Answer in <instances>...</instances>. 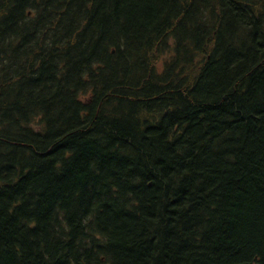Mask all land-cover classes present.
<instances>
[{
	"label": "trees",
	"instance_id": "1",
	"mask_svg": "<svg viewBox=\"0 0 264 264\" xmlns=\"http://www.w3.org/2000/svg\"><path fill=\"white\" fill-rule=\"evenodd\" d=\"M242 1L0 0V264H264V0ZM235 106L230 127L218 111Z\"/></svg>",
	"mask_w": 264,
	"mask_h": 264
},
{
	"label": "bare ground",
	"instance_id": "2",
	"mask_svg": "<svg viewBox=\"0 0 264 264\" xmlns=\"http://www.w3.org/2000/svg\"><path fill=\"white\" fill-rule=\"evenodd\" d=\"M176 1H177V0H176ZM208 1H209V0H208ZM224 1H225V0H224ZM229 1H230V0H229ZM65 2H66V1H65ZM88 2H89V1H88ZM188 2H189V1H188ZM204 2H205V1H204ZM239 2H240V0H239ZM241 2H243V1L241 0ZM63 3H64V2H63ZM177 3H179V2H176V4H177ZM195 3H196V1H195ZM197 4H198V3H197ZM59 5H60V4H59ZM61 5H62V4H61ZM61 5H60V6H61ZM174 5H175V4H173V6H174ZM186 5L188 6V3H187ZM225 5H226V2H225ZM67 6H68V5H67ZM70 6H71V5H70ZM75 6H76V5H75ZM140 6H141V5H140ZM167 6H168V5H167ZM171 6H172V5H171ZM176 6H177V5H176ZM179 6H180V5H179ZM230 6H231V5H230ZM251 6H252V4H251ZM253 6H254V5H253ZM62 7H63V6H62ZM62 7H60V8H62ZM87 7H88V6H87ZM141 7H142V6H141ZM199 7H200V6H199ZM228 7H229V6H228ZM228 7H227V8H228ZM257 7H258V6H257ZM57 8H58V7H57ZM177 8H178V7H177ZM258 8H260V7H258ZM63 9H64V8H63ZM161 9H162V7H161ZM171 9H172V8H171ZM175 9H176V7H175ZM228 9H229V8H228ZM251 9L253 10V8H251ZM261 9H262V8H261ZM261 9H260V10H261ZM60 10H62V9H60ZM70 10H71V9H70ZM79 10H80V9H79ZM82 10H83V9H82ZM84 10H85V9H84ZM233 10H234V9H233ZM158 11H159V10H158ZM164 11H165V10H164ZM180 11H181V9H180ZM189 11H190V10H189ZM261 11H262V10H261ZM54 12H55V11H54ZM76 12H78V11H76ZM87 12H88V11H87ZM90 12H91V10H90ZM95 12H96V11H95ZM106 12H107V10H106ZM140 12H141V11H140ZM171 12H172V11H171ZM187 12H188V11H187ZM195 12H196V11H195ZM213 12H214V11H213ZM236 12H237V11H236ZM256 12H257V11H256ZM263 12H264V11H263ZM78 13H79V12H78ZM80 13H81V12H80ZM112 13H113V12H112ZM133 13H134V11H133ZM133 13H132V14H133ZM176 13H177V12H176ZM64 14H65V13H64ZM74 14H75V13H74ZM98 14H99V13H98ZM114 14H115V13H114ZM114 14H113V15H114ZM169 14H171L170 16H172V13H169ZM178 14H179V13H178ZM201 14H202V13H201ZM248 14H249V13H248ZM54 15H55V14H54ZM76 15H77V14H76ZM237 15H238V14H237ZM95 16H96V15H95ZM108 16H110V15H108ZM161 16H162V14H161ZM227 16H228V15H227ZM89 17H90V16H89ZM127 17H128V16H127ZM245 17H246V16H245ZM247 17H248V16H247ZM254 17H255V16H254ZM76 18H77V16H76ZM93 18H94V17H93ZM103 18H104V16H103ZM124 18L126 19V17H124ZM179 18H180V17H179ZM111 19H112V18H111ZM113 19H114V18H113ZM125 19H124V21H125ZM129 19H130V17H129ZM135 19H136V18H135ZM154 19H155V18H154ZM227 19H228V18H227ZM121 20H122V19H121ZM131 20H132V19H131ZM131 20H130V22H131ZM158 20H160V19H158ZM106 21H107V20H106ZM114 21H115V20H114ZM114 21H111V22H114ZM147 21H148V20H147ZM243 21H244V20H243ZM261 21H262V20H261ZM137 22H138V21H137ZM170 22H171V21H170ZM202 22H203V21H202ZM253 22H254V21H253ZM121 23H122V22H121ZM123 23H125V22H123ZM126 23H128V22H126ZM132 23H133V22H132ZM135 23H136V22H135ZM144 23H145V22H144ZM160 23H161V22H160ZM185 23H186V22H185ZM236 23H237V22H236ZM236 23H235V24H236ZM114 24L116 25L115 22L113 23V25H114ZM129 24H131V23H129ZM155 24H156V23H155ZM178 24H179V23H178ZM220 24H221V23H220ZM238 24H239V22H238ZM240 24H241V23H240ZM240 24H239V25H240ZM251 24H252V23H251ZM261 24H262V23H261ZM105 25H106V24H105ZM168 25H169V24H168ZM181 25H182V24H181ZM236 25H237V24H236ZM236 25H235V26H236ZM91 26H92V25H91ZM122 26H124V25H121V27H122ZM147 26H148V25H147ZM155 26H156V25H155ZM155 26H154V27H155ZM162 26H164V25H162ZM203 26H204V25H203ZM245 26H246V25H245ZM260 26H261V25H260ZM111 27H112V26H111ZM124 27H127V26H124ZM170 27H171V26H170ZM177 27H178V26H177ZM188 27H189V26H188ZM199 27H201V26H199ZM216 27H219V26H216ZM220 27H221V26H220ZM227 27H228V26H227ZM227 27H226V28H227ZM242 27H243V26H242ZM250 27H251V26H250ZM253 27H254V26H253ZM92 28H93V27H92ZM114 28H116V27H114ZM201 28H202V27H201ZM229 28H230V27H229ZM231 28H232V26H231ZM244 28H245V27H244ZM112 29H113V27H112ZM133 29H134V28H133ZM163 29H166V28H163ZM163 29H162V30H163ZM219 29H220V28H219ZM245 29H247V28H245ZM120 30H121V29H120ZM131 30H132V29H131ZM140 30H141V29H140ZM170 30H171V29H170ZM181 30H182V29H181ZM229 30H230V29H229ZM231 30H232V29H231ZM255 30H258V29H255ZM100 31H101V30H100ZM114 31H115V30H114ZM128 31H129V30H128ZM211 31H212V30H211ZM249 31H250V30H249ZM263 31H264V29H263ZM135 32H137V31H135ZM175 32H176V31H175ZM184 32H187V31H184ZM259 32H261V31H259ZM259 32H257V33H259ZM103 33H104V32H103ZM108 33H109V32H108ZM160 33H161V32H160ZM172 33H173V32H172ZM195 33H196V32H195ZM230 33H231V32H230ZM251 33H253V31H251ZM254 33H255V31H254ZM262 33H263V32H262ZM262 33H261V34H262ZM113 34H114V33H113ZM137 34H138V33H137ZM152 34H153V33H152ZM179 34H180V33H179ZM179 34H178V35H179ZM196 34H197V33H196ZM231 34H232V33H231ZM238 34H239V33H238ZM143 35H144V34H143ZM248 35H250V33H248ZM248 35H247V36H248ZM254 35H255V34H254ZM262 35H263V34H262ZM107 36H108V35H107ZM113 36H114V35H113ZM126 36H127V35H126ZM131 36H132V35H131ZM219 36H221V35L219 34ZM229 36H230V35H229ZM257 36H258V34L256 35V37H257ZM135 37H136V36H135ZM159 37H160V36H159ZM222 37H223V36H222ZM248 37H250V36H248ZM248 37H247V38H248ZM143 38H145V37H143ZM193 38L195 39V36H194ZM220 38H221V37H220ZM259 38H262V36L260 35ZM263 38H264V37H263ZM1 39H2V37H1ZM128 39H129V38H128ZM197 39H198V38H197ZM199 39H200V38H199ZM222 39H223V38H222ZM255 39H258V38H254V40H255ZM2 40H4V38H3ZM129 40H130V39H129ZM138 40H139V39H138ZM143 40H144V39H143ZM162 40H163V39H162ZM162 40H160V41H162ZM224 40H225V38H224ZM224 40H222V41L224 42ZM226 40H228V39H226ZM226 40H225V41H226ZM233 40H234V39H233ZM236 40H237V39H236ZM248 40H249V38H248ZM251 40H252V37H251ZM259 40H260V42H261V44H262V47H263V45H264V39H262V40L259 39ZM259 40H257V41H259ZM132 41H133V40H132ZM132 41H131V42H132ZM185 41H188V40H185ZM209 41H210V39H209ZM211 41H212V40H211ZM100 42H101V41H100ZM112 42H113V41H112ZM138 42H139V41H138ZM163 42H164V41H163ZM217 42H218V41H217ZM223 42H222V44H223ZM255 42H256V41H255ZM109 43H110V42H109ZM149 43H150V42H149ZM152 43H153V42H152ZM233 43H234V41H233ZM258 43H259V42H258ZM1 44H3V42H2ZM101 44L103 45V43H101ZM104 44H105V41H104ZM118 44H119V43H118ZM158 44H159V43H158ZM164 44H165V43H164ZM225 44H226V43H225ZM250 44H251V43H250ZM131 45H132V44H131ZM133 45H134V44H133ZM137 45H138V44H137ZM140 45H141V44H140ZM243 45H246V44L243 43ZM141 46H142V45H141ZM214 46H215V45H214ZM226 46H228V45H226ZM257 46H258V45H257ZM0 47H1V46H0ZM117 47H119V46H117ZM200 47H201V46H200ZM200 47H199V48H200ZM208 47H209V46H208ZM211 47H212V46H211ZM221 47H222V46L220 45V48H221ZM228 47H229V46H228ZM241 47H242V46H241ZM243 47H244V46H243ZM135 48H136V47H135ZM180 48H181V47H180ZM213 48H214V47H213ZM246 48H247V47H246ZM249 48H255V44H253V47H252V45H251ZM258 48H259V47H258ZM263 48H264V47H263ZM263 48H262V50H263ZM138 49H139V48H138ZM209 49H210V48H209ZM209 49H208V50H209ZM222 49H225V47L222 48ZM226 49H227V48H226ZM231 49H232V48H230V50H231ZM235 49H236V47H235ZM196 50H198V49L196 48ZM199 50H200V49H199ZM219 50H220V49H219ZM236 50H237V49H236ZM249 50H250V49H249ZM251 50H252V49H251ZM256 50H257V48H256ZM117 51H118V50H117ZM127 51H128V50H127ZM153 51H154V50H153ZM187 51H188V49H187ZM187 51H186V52H187ZM223 51H225V50H223ZM243 51H244V48H243ZM243 51H241V52H243ZM180 52H181V51H180ZM197 52H198V51H197ZM205 52H206V51H205ZM205 52H204V53H205ZM219 52H220V53H219V55H220L222 51H219ZM229 52H230V51H229ZM232 52H233V51H232ZM246 52H247V51H246ZM253 52H254V51H253ZM262 52H263V51H262ZM104 53H105V51H104ZM119 53H120V52H119ZM223 53H224V52H223ZM248 53H249V52H248ZM109 54H110V53H109ZM124 54H125V53H124ZM129 54H131V53H129ZM175 54H176V53H175ZM194 54L196 55V53H194ZM211 54H212V53H211ZM217 54H218V53H217ZM217 54H216V55H217ZM238 54H239V53H238ZM260 54H261V51H260ZM113 55H114V54H113ZM127 55H128V54H127ZM195 55H194V56H195ZM199 55H200V54H199ZM219 55H218V56H219ZM213 56H214V55H213ZM218 56H217V58H219ZM257 56H258V55H256V57H257ZM262 56L264 57V54H262ZM92 58H94V57L92 56ZM121 58H122V57H121ZM157 58H158V56H157ZM192 58H194V57H192ZM217 58H216V59H217ZM257 58H258V57H257ZM106 59H107V58H106ZM212 59H213V58H212ZM243 59H244V58H243ZM255 59H256V58H255ZM255 59H254V60H255ZM107 60H108V59H107ZM232 60H233V59H232ZM234 60H235V59H234ZM72 61H73V60H72ZM177 61H178V60H177ZM204 61H205V60H204ZM209 61H210V60H209ZM214 61H215V60H214ZM241 61H242V60H241ZM252 61H253V60H252ZM256 61H258V59H257ZM262 61H263V60H262ZM206 62H207V60H206ZM211 62H212V61H211ZM217 62H218V61H217ZM227 62H228V61H227ZM231 62H232V61H231ZM231 62H230V63H231ZM234 62H235V61H234ZM250 62H251V61H250ZM253 62H254V61H253ZM73 63H74V62H73ZM101 63H102V62H101ZM203 63H204V62H203ZM235 63H236V62H235ZM241 63H242V62H241ZM69 64H71V62H70ZM117 64H119V62H118ZM208 64H209V63H208ZM216 64H217V63H216ZM219 64H220V63H219ZM237 64H238V63H237ZM245 64H246V63H245ZM250 64H252L251 67L254 66L253 63H250ZM4 65H5V64H4ZM114 65H115V64H114ZM240 65H241V64H240ZM256 65H257V64H256ZM256 65H255V66H256ZM120 66H121V65H120ZM220 66H221V65H220ZM238 66H239V64H238ZM260 66H261V65H260ZM241 67H242V66H241ZM249 67H250V66H247V68H249ZM251 67H250V68H251ZM258 67H259V66H258ZM3 68H4V67H3ZM90 68H91V67H90ZM99 68H100V67H99ZM124 68H125V67H124ZM213 68H214V67H213ZM234 68H236V66H235ZM237 68H238V67H237ZM237 68H236V69H237ZM247 68H245V69H247ZM252 68H253V67H252ZM1 69H2V68H1ZM101 69H102V68H101ZM115 69H116V68H115ZM127 69H129V68H127ZM153 69H154V68H153ZM256 69H257V68H256ZM3 70H4V69H3ZM116 70H117V69H116ZM121 70H122V69H121ZM195 70H196V69H195ZM243 70H244V69H243ZM247 70H248V69H247ZM248 71H249V70H248ZM253 71H254V70H253ZM242 72H243V71H242ZM246 72H247V71H246ZM205 73H206V72H205ZM250 73H251V72H250ZM255 73H256V72H255ZM90 74H91V73H90ZM101 74H102V73H101ZM123 74H124V73H123ZM126 74H127V73H126ZM192 74H195V73H192ZM243 74H244V73H243ZM98 75H99V74H98ZM105 75H106V74H105ZM115 75H117V74H115ZM115 75H114V76H115ZM189 75H190V74H189ZM203 75H204V74H203ZM215 75H216V74H215ZM253 76H254V74H253ZM155 77H156V76H155ZM190 77H191V76H190ZM112 78H113V77H112ZM124 78H125V77H124ZM208 78H210V76H209ZM213 78H214V77H213ZM218 78H219V77H218ZM218 78H217V79H218ZM105 79H106V78H105ZM109 79H110V78H109ZM122 79H123V78H122ZM215 79H216V78H215ZM94 80H96V79H94ZM153 80H154V79H153ZM212 80H213V79H212ZM212 80H210V82H211ZM254 80H255V79H254ZM106 81H107V80H106ZM147 81H148V80H147ZM188 81H189V80H188ZM192 81H193V80H192ZM194 81H195V80H194ZM213 81H214V80H213ZM95 82H97V81H95ZM107 82H108V81H107ZM130 82H131V81H130ZM242 82H243V81H242ZM99 83H100V82H99ZM113 83H114V82H113ZM128 83H129V82H128ZM137 83H138V82H137ZM144 83H145V81H144ZM190 83H191V82H190ZM238 83H239V82H238ZM240 83H241V82H240ZM195 84H196V83H195ZM213 84H214V83H213ZM243 84H244V83H243ZM251 84H252V83H251ZM86 85H87V84H86ZM107 85H108V84H107ZM125 85H126V84H125ZM121 86H122V85H121ZM145 86H146V85H145ZM195 86H196V85H195ZM238 86H239V85H237V87H238ZM241 86H242V85H241ZM254 86H255V85H254ZM108 87H109V86H108ZM110 87H111V86H110ZM118 87H120V86H118ZM143 87H144V86H143ZM148 87H149V86H148ZM160 87H161V86H160ZM190 87H191V86H190ZM213 87H214V86H213ZM248 87H249V86H248ZM104 88H105V87H104ZM106 88H107V87H106ZM111 88H112V87H111ZM133 88H134V87H133ZM138 88H139V87H138ZM161 88H162V87H161ZM112 89H114V88H112ZM152 89H154V88H152ZM237 89H238V88H237ZM249 89H251V88L249 87ZM110 90H111V89H110ZM118 90H119V89H118ZM134 90H135V89H134ZM161 90H162V89H161ZM188 90H189V89H188ZM214 90H215V89H214ZM221 90H222V89H221ZM233 90H234V89H233ZM245 90H246V89H245ZM247 90H248V89H247ZM254 90H255V89H254ZM108 91H109V90H108ZM126 91H127V90H126ZM126 91H125V92H126ZM210 91H211V90H210ZM242 91H243V90H242ZM109 92H110V91H109ZM129 92H130V91H129ZM141 92H142V91H141ZM160 92H161V91H160ZM226 92H227V91H226ZM254 92H255V91H254ZM1 93H2V92H1ZM101 93H102V92H101ZM112 93H113V92H112ZM115 93H116V92H115ZM133 93H134V92H133ZM158 93H159V92H158ZM218 93H219V92H218ZM223 93H224V92H223ZM235 93H236V92H235ZM248 93H249V92H248ZM2 94H3V93H2ZM2 94H1V95H2ZM168 94H169V93H168ZM188 94H189V93L187 92L186 95L188 96ZM224 94H225V93H224ZM243 94H244V93H243ZM254 94H255V93H254ZM137 95H138V94H137ZM150 95H151V94H150ZM163 95H164V94H163ZM189 95H191V94H189ZM221 95H222V93H221ZM143 96H144V95H143ZM191 96H193V95H191ZM195 96H196V95L194 94L193 97H195ZM204 96H205V95H204ZM225 96H226V95H225ZM227 96H228V95H227ZM230 96H231V95H230ZM234 96H235V95H234ZM116 97H117V96H116ZM145 97H146V96H145ZM171 97H172V96H171ZM193 97H191V99H192ZM148 98H149V97H148ZM148 98H147V99H148ZM214 98H215V97H214ZM243 98H244V97H243ZM104 99H105V98H104ZM117 99H118V98H117ZM119 99H120V98H119ZM151 99H152V98H151ZM156 99H157V98H156ZM158 99H159V97H158ZM187 99H188V98H187ZM206 99H207V97H206ZM114 100H115V99H114ZM149 100H150V99H149ZM152 100H153V99H152ZM164 100H165V99H164ZM185 100H186V98L184 99V101H185ZM195 100H196V99H195ZM245 100H246V99H245ZM108 101H109V100H108ZM156 101H157V100H156ZM156 101H155V102H156ZM158 101H159V100H158ZM161 101H162V100H161ZM171 101H172V100H171ZM186 101H188V100H186ZM192 101H193V100H192ZM205 101H206V100H205ZM120 102H121V101H120ZM125 102H126V101H125ZM152 102H154V100H153ZM152 102L150 101V105H151ZM169 102H170V101H169ZM195 102H196V101H195ZM195 102H194V104H195ZM209 102H210V101H209ZM212 102H213V101H212ZM114 103H115V102H114ZM157 103H159V105H160L161 102H157ZM189 103H190V102H189ZM210 103H211V102H210ZM213 103H214V102H213ZM213 103H212V104H213ZM224 103H225V106H226L227 102H225L224 100H221V104H222V106H223ZM244 103H245V102H244ZM246 103H247V102H246ZM126 104H128V103H126ZM132 104H133V103H132ZM137 104H138V102H137ZM166 104H167V103H166ZM144 105H145V104H144ZM152 105H153V104H152ZM192 105H193V104H192ZM192 105H190V106H192ZM209 105H210V104H209ZM231 105H232V104H231ZM246 105H247V104H246ZM246 105L243 106V107H249V106H246ZM128 106H129V105H128ZM155 106H156V105H155ZM187 106H189V104H188ZM193 106H195V105H193ZM204 106H205V105H204ZM238 106H239V105H238ZM238 106H237V107H238ZM240 106H241V105H240ZM143 107H144V106H143ZM198 107H199V106H198ZM216 107H217V106H216ZM237 107L235 106L231 111H230V109H231V107H230L229 110H228L229 112L224 111L223 107H222V108L220 107L221 109H220L219 111H218V109H217L218 114H219V117L224 118V120L227 121V122H231V123H229V125L227 124V126H230V125L234 126V125H236V124H234V123H236V122H241V123H242V121H244V118H243V117H244L245 115L242 116V114H241L240 111H239V112H240V115H238V112H236V111H238V110H236ZM94 108H95V107H94ZM96 108H97V107H96ZM137 108H138V107H137ZM137 108H136V109H137ZM183 108H184V107H183ZM183 108H182V109H183ZM192 108H193V107H192ZM192 108L188 107V111L193 113V109H192ZM203 108H204V107H203ZM211 108H212V107H211ZM118 109H119V108H118ZM139 109H140V108H139ZM194 109H195V108H194ZM241 109H242V108H241ZM249 109H250V108H249ZM249 109H248V111H249ZM256 109H257V108H256ZM258 109H259V108H258ZM122 110H123V109H122ZM128 110H129V109H128ZM151 110H152V109H151ZM160 110H161V109H160ZM201 110H203V109H201ZM214 110H215V109H214ZM243 110H244V109H243ZM246 110H247V109H246ZM252 110H253V109H252ZM254 110H255V109H254ZM52 111H53V110H52ZM164 111H165V109H164ZM195 111H196V110H195ZM261 111H262V109H261ZM102 112H103V111H102ZM102 112H101V113H102ZM131 112H132V111H131ZM145 112H146V111H145ZM184 112H185V111H184ZM197 112H198V110H197ZM199 112H200V111H199ZM199 112H198V113H199ZM201 112H202V111H201ZM243 112H244V111H243ZM246 112H247V111H246ZM246 112H245V114H246ZM258 112H259V111H258ZM152 113H153V111H152ZM212 113H213L212 115H214V112H212ZM253 113H254V111H253ZM259 113H260V112H259ZM112 114H113V113H112ZM114 114H115V113H114ZM130 114H131V113H130ZM140 114H141V113H140ZM142 114H143V113H142ZM178 114H179V113H178ZM180 114H181V113H180ZM184 114H186V113H184ZM195 114H196V113H195ZM251 114H252V113H251ZM50 115H51V113H50ZM97 115H98V114H97ZM100 115H101V114H100ZM104 115H107V114H104ZM131 115H132V114H131ZM133 115H134V114H133ZM150 115H152V114H150ZM173 115H174V114H173ZM187 115L189 116L190 114H186V116H187ZM193 115H194V114H193ZM193 115H191V116H193ZM216 115H217V114H216ZM126 116H127V115H126ZM135 116H136V115H135ZM141 116H143V115H141ZM145 116H146V115H145ZM167 116H168V115H167ZM170 116H171V115H170ZM170 116H169V117H170ZM174 116H175V115H174ZM183 116L185 117V115H183ZM183 116H182V117H183ZM188 116H187V117H188ZM195 116H196V115H195ZM203 116H204V115H203ZM210 116H211V115H210ZM99 117H100V116H99ZM101 117H102V116H101ZM122 117H123V116H122ZM129 117H130V116H129ZM132 117H133V116H132ZM165 117H166V116H165ZM176 117H177V116H176ZM180 117H181V116H180ZM213 117H214V116H213ZM217 117H218V116H217ZM238 117H239V118H238ZM249 117H250V116H249ZM249 117H248V118H249ZM252 117H253V116H252ZM104 118H105V117H104ZM123 118H124V117H123ZM144 118H145V117H144ZM170 118H171V117H170ZM193 118H194V116H193ZM205 118H206V117H205ZM208 118H209V117H208ZM215 118H216V117H215ZM222 118H220V119H222ZM107 119H108V118H107ZM114 119H115V118H114ZM117 119H118V118H117ZM119 119H120V118H119ZM135 119L137 120L138 118L136 117ZM135 119H134V120H135ZM177 119H178V118H177ZM177 119H176V120H177ZM183 119H185V118H183ZM183 119H182V120H183ZM187 119H188V118H187ZM187 119H185V121H186ZM194 119H196V118H194ZM209 119H210V118H209ZM220 119H218V120H220ZM260 119H261V118H260ZM99 120H100V119H99ZM102 120H103V118H102ZM108 120H110V119H108ZM123 120H125V118H124ZM127 120L129 121L128 118H127ZM132 120H133V119H132ZM145 120H146V119H145ZM151 120H152V119H151ZM166 120H167V119H166ZM174 120H175V119H174ZM188 120H190V119H188ZM188 120H187V121H188ZM192 120H193V119H192ZM201 120H203V119H201ZM215 120H216V119H215ZM103 121H104V120H103ZM105 121H106V119H105ZM120 121H122V120L120 119ZM128 121H127V122H128ZM164 121H165V120H164ZM180 121H181V120H180ZM187 121H186V123H187ZM207 121H208V120H207ZM207 121H206V122H207ZM222 121H223V120H222ZM222 121H220V122H222ZM235 121H236V122H235ZM95 122H96V119H95ZM95 122H94V123H95ZM98 122H99V121H98ZM116 122H117V121H116ZM122 122H123V121H122ZM122 122H120L119 125H121ZM129 122H130V121H129ZM133 122H134V121H133ZM171 122H172V119H171ZM171 122H170V123H171ZM188 122H189V121H188ZM194 122H195V121H194ZM198 122H199V120H198ZM211 122H212V121H211ZM215 122H216V121H215ZM96 123H97V122H96ZM105 123H106V122H105ZM110 123H112L111 125H115V124H116L114 120H111ZM113 123H115V124H113ZM131 123H132V122H131ZM136 123H137V122H136ZM144 123L153 124L154 122H153V120H152L151 122H149V121L147 120V121H144ZM155 123H156V121H155ZM163 123H164V122H163ZM174 123H175V122H174ZM191 123H192V122H191ZM200 123H201V122H200ZM212 123H213V122H212ZM216 123H217V122H216ZM216 123H215V124H216ZM223 123H225V122H223ZM99 124H100V122H99ZM125 124L129 125V128H130L131 124H129V123H122L123 126H124ZM164 124H165V123H164ZM172 124H173V123H172ZM192 124H193V123H192ZM197 124H198V123H197ZM201 124H202V123H201ZM201 124H199V126H201ZM206 124H208V123H206ZM213 124H214V123H213ZM215 124H214V125H215ZM217 124H218V123H217ZM217 124H216V125H217ZM221 124H222V123H221ZM95 125H96V124H95ZM132 125H133V124H132ZM135 125H136V124H135ZM153 125H154V124H153ZM153 125H150V126H153ZM156 125H157V124H156ZM214 125H213V126H214ZM224 125H225V124H224ZM224 125H223V124H222L221 126L218 125V129L214 128V130H217L216 132H217V134H219V136H227V137H229V138L231 139L232 144H233V141H232V140H233L234 138L232 137V134H229V135H228V134L226 133L227 131H226L225 128H223V127H226V128H228V127H227L226 125H225V126H224ZM238 125H239V124H238ZM240 125H241V124H240ZM245 125H247V124H245ZM107 126H108V125H107ZM142 126H144V125H142ZM145 126H146V124H145ZM150 126H149V128H150ZM165 126H167V125H165ZM195 126H196V124H194V128H196ZM210 126H211V125H210ZM213 126H212V129H213ZM241 126H242V125H241ZM262 126H263V125H262ZM97 127H98V126H97ZM125 127L127 128L126 125H125ZM133 127H134V125H133ZM153 127H154V126H153ZM163 127H164V126H163ZM215 127H217V126H215ZM230 127H231V126H230ZM237 127H238V126H237ZM258 127H259V126H258ZM91 128H92V127H91ZM135 128H138V126H135ZM155 128H156V127H155ZM167 128H168V127H167ZM197 128H199V127H197ZM209 128H210V127H209ZM140 129H141V128H140ZM145 129H146V128H144V130H145ZM152 129H153V128H152ZM163 129L165 130L166 128H163ZM187 129H188V128H187ZM190 129H191V128H190ZM199 129H200V128H199ZM199 129H198V130H199ZM210 129H211V128H210ZM229 129H230V128H229ZM229 129H227V130H229ZM231 129H232V128H231ZM68 130H69V129H68ZM96 130H97V129H96ZM150 130H151V129H150ZM169 130H170V129H169ZM203 130H205V132H206V128H204ZM223 130H224V131H223ZM92 131H93V130H92ZM94 131H95V130H94ZM140 131H141V130H140ZM166 131H167V130H166ZM190 131H191V130H190ZM232 131H233V129H232ZM236 131H237V130H236ZM236 131H233V132H236ZM238 131L240 132V130H238ZM106 132H107V131H106ZM123 132H124V131H123ZM138 132H139V130H138ZM141 132H142V131H141ZM148 132H149V131H148ZM203 132H204V131H203ZM208 132H209V131H208ZM216 132H215V133H216ZM228 132H230V131H228ZM244 132H245V131H244ZM81 133H82V132H81ZM83 133H84V132H83ZM135 133H136V132H135ZM165 133H166V132H165ZM168 133H169V132H168ZM182 133H183V132H182ZM189 133H190V132H189ZM110 134H111V133H110ZM128 134H129V133H128ZM145 134H146V131H145ZM149 134H150V133H149ZM205 134H206V133H205ZM233 134H234V133H233ZM237 134H238V133H237ZM242 134H243V133H242ZM245 134H246V133H245ZM107 135H108V134H107ZM143 135H144V132H143ZM147 135H148V134H147ZM151 135H152V134H151ZM157 135H158V134H157ZM165 135L167 136V134H165ZM196 135H197V134H196ZM215 135H216V134H215ZM234 135H235V134H234ZM103 136H104V135H103ZM109 136H110V135H109ZM109 136H108V137H109ZM130 136H131V135H130ZM135 136H136V134H135ZM217 136H218V135H217ZM236 136H237V135H236ZM239 136H240V135H239ZM244 136H245V135H244ZM82 137H84V136L82 135ZM142 137H143V136H142ZM169 137H170V136H169ZM196 137H197V136H196ZM211 137H212V136H211ZM237 137H238V136H237ZM249 137H250V136H249ZM200 138H201V137H200ZM218 138H219V137H218ZM225 138H226V137H225ZM229 138H228V139H229ZM235 138H236V137H235ZM239 138H240V137H239ZM127 139H128V138H127ZM137 139H138V138H137ZM161 139L163 140L164 138H161ZM165 139H166V138H165ZM187 139H188V138H187ZM226 139H227V138H226ZM228 139H227V140H228ZM230 139H229V140H230ZM237 139H238V138H237ZM237 139H236V140H237ZM241 139H242V138H241ZM254 139H255V138H254ZM89 140H90V139H89ZM142 140H143V139H142ZM162 140H160V141H162ZM184 140H185V139H184ZM197 140H198V139H197ZM219 140H220V139H219ZM219 140H218V146L220 147L221 145H219V144H220V143H219ZM222 140H223V139H222ZM242 140H243V139H242ZM249 140H250V139H249ZM131 141H132V140H131ZM135 141H136V140H135ZM163 141H164V140H163ZM186 141H187V140H186ZM191 141H193V140H191ZM206 141H207V140H206ZM206 141H205V142H206ZM213 141H214V140H213ZM215 141H216V139H215ZM82 142H83V141H82ZM109 142H110V141H109ZM143 142H145V141H143ZM223 142H224V140H223ZM248 142H249V141H248ZM75 143H76V142H75ZM91 143H92V142H91ZM199 143H200V141H199ZM214 143H215V142H214ZM214 143H213V144H214ZM221 143H222V141H221ZM228 143H229V142H228ZM240 143H241V142H240ZM82 144H83V143H82ZM95 144H96V143H95ZM107 144H108V142H107ZM109 144L111 145V143H109ZM119 144H120V143H119ZM192 144H193V143H192ZM211 144H212V143H211ZM230 144H231V143H230ZM93 145H94V144H93ZM121 145H122V144H121ZM172 145H173V144H172ZM203 145H204V144H203ZM225 145H226V144H225ZM225 145H224V146H225ZM234 145H235V144H234ZM241 145H242V143H241ZM95 146H96V145H95ZM99 146H100V145H99ZM105 146H106V144H105ZM108 146H109V145H108ZM170 146H171V145H170ZM181 146H182V145H181ZM195 146H196V145H195ZM199 146H200V145H199ZM227 146H229V145H227ZM243 146H244V145H243ZM252 146H253V144H252ZM97 147H98V146H97ZM213 147H215V146H213ZM245 147H246V146H245ZM248 147H249V146H248ZM57 148H58V147H57ZM59 148H60V147H59ZM102 148H103V147H102ZM130 148H131V147H130ZM132 148H133V147H132ZM174 148H175V147H174ZM210 148H211V147H210ZM222 148H223V147H222ZM224 148H227V147H224ZM234 148H235V147H234ZM240 148H241V146H240ZM242 148H243V147H242ZM124 149H125V148H124ZM158 149H159V147H158ZM177 149H178V148H177ZM202 149H203V148H202ZM214 149H215V148H214ZM214 149H213V151H214ZM220 149H221V148H220ZM246 149H247V148H246ZM103 150H104V149H103ZM117 150H118V149H117ZM121 150H122V149H121ZM138 150H139V149H138ZM189 150H190V149H189ZM207 150H208V149H207ZM210 150H211V149H210ZM227 150H228V149H227ZM227 150H226V151H227ZM233 150H234V149H233ZM233 150H232V151H233ZM236 150H237V149H236ZM238 150H239V148H238ZM20 151H21V150H20ZM77 151H78V150H77ZM104 151H105V150H104ZM221 151H222V150H221ZM223 151H225V149H224ZM223 151H222V152H223ZM247 151H248V150H247ZM251 151H252V150H251ZM106 152H108V150H107ZM131 152H132V151H131ZM137 152H138V151H137ZM160 152H161V151H160ZM199 152H200V151H199ZM206 152H207V151H206ZM210 152H211V151H210ZM210 152H209V153H210ZM217 152L220 153V151H216V153H215L216 155H217ZM245 152H246V151H245ZM248 152H249V151H248ZM255 152H257V151H255ZM260 152H261V151H260ZM103 153H104V152H103ZM110 153H111V152H110ZM114 153H115V152H114ZM120 153H121V152H120ZM188 153H189V152H188ZM197 153H198V152H197ZM212 153H213V152H212ZM212 153H211V154H212ZM226 153H227V152H225V154H226ZM115 154H117V151H116ZM115 154H114V155H115ZM180 154H181V153H180ZM180 154H179V155H180ZM207 154H208V153H207ZM222 154H223V153H222ZM229 154H230V153H229ZM246 154H247V153H246ZM248 154H249V153H248ZM258 154H259V153H258ZM258 154H257V155H258ZM105 155H106V154H105ZM107 155H109V154L107 153ZM130 155H131V154H130ZM147 155H148V153H147ZM179 155H178V157H179ZM192 155H193V154H192ZM201 155H202V154H201ZM201 155H200V156H201ZM208 155H209V154H208ZM212 155H213V154H212ZM230 155H231V154H230ZM234 155H235V154H233V156H234ZM118 156H119V155H118ZM121 156H122V155H121ZM161 156H162V155H161ZM181 156H182V155H181ZM186 156H187V155H183L182 157H186ZM209 156H210V155H209ZM220 156L222 157L223 155H220ZM220 156H219L218 158H220ZM253 156H254V155H253ZM6 157H7V155H6ZM114 157H115V156H114ZM203 157H204V156H203ZM205 157H206V156H205ZM212 157H213V156H212ZM243 157H244V156H243ZM245 157H246V156H245ZM7 158H8V157H7ZM9 158H10V156H9ZM118 158H119V157H118ZM167 158H168V157H167ZM167 158H166V159H167ZM179 158H180V157H179ZM226 158H227V157H226ZM236 158H237V157H236ZM252 158H253V157H252ZM254 158H256V157L254 156ZM3 159H4V158H3ZM120 159H121V158H120ZM136 159H137V158H136ZM148 159H149V158H148ZM158 159H159V158H158ZM201 159H202V158H200V160H201ZM203 159H204V158H203ZM5 160H6V159H5ZM8 160H9V159H8ZM123 160H124V159H123ZM144 160H145V159H144ZM144 160H143V161H144ZM154 160H155V159H154ZM198 160H199V159H198ZM204 160H207V159H204ZM227 160H228V159H227ZM250 160H251V159H250ZM255 160H256V159H255ZM3 161H4V160H3ZM6 161H7V160H6ZM131 161H132V160H131ZM155 161H156V160H155ZM163 161H164V160H163ZM184 161H185V160H184ZM222 161H223V160H222ZM224 161H225V160H224ZM224 161H223V163H224ZM235 161H236V160H235ZM129 162H130V160H129ZM166 162H167V161H166ZM185 162H186V161H185ZM193 162H194V161H193ZM200 162H204V161H200ZM226 162H228V161H226ZM242 162H244V161H242ZM245 162H246V161H245ZM256 162H258V161H256ZM3 163H4V162H3ZM6 163H7V162H6ZM126 163H127V162H126ZM138 163H139V162H138ZM191 163H192V161H191ZM229 163H230V162H229ZM247 163H248V162H247ZM133 164H135V163H133ZM186 164H187V163H186ZM189 164H190V162H189ZM192 164H194V163H192ZM198 164H199V163H198ZM213 164H214V163H213ZM219 164H220V163H219ZM231 164H232V163H231ZM233 164H234V162H233ZM242 164H244V163H242ZM129 165H130V164H129ZM147 165H148V164H147ZM166 165H167V164H166ZM190 165H191V164H190ZM5 166H6V165H5ZM98 166H99V165H98ZM119 166H120V165H119ZM159 166H160V165H159ZM195 166H196V165H195ZM195 166H194V167H195ZM225 166H227V164H226ZM249 166H250V165H249ZM251 166H252V165H251ZM257 166H258V165H257ZM263 166H264V165H263ZM136 167H137V166H136ZM151 167H152V166H151ZM164 167H165V166H164ZM171 167H172V166H171ZM194 167H193V165H192V168H194ZM204 167H205V166H204ZM229 167H230V166H229ZM237 167H238V166H237ZM239 167H240V166H239ZM254 167H256V166H254ZM95 168H97V167H95ZM140 168H141V167H140ZM210 168H211V167H210ZM234 168H235V167H234ZM249 168H250V167H249ZM249 168H248V169H249ZM259 168H260V167H259ZM261 168H262V167H261ZM132 169H133V168H132ZM135 169H137V168H135ZM138 169H139V168H138ZM146 169H147V168H146ZM146 169H145V170H146ZM158 169H159V168H158ZM167 169H168V168H167ZM171 169H172V168H171ZM171 169H170V170H171ZM197 169H198V168H197ZM200 169H201V168H200ZM203 169H204V168H203ZM208 169H209V168H208ZM221 169H222V168H221ZM224 169H225V168H224ZM230 169H232V168H230ZM127 170H128V169H127ZM133 170H134V169H133ZM140 170H141V169H140ZM145 170H144V171H145ZM188 170H189V169H188ZM194 170H195V168H194ZM211 170H212V168H211ZM216 170H217V169H216ZM141 171H142V170H141ZM144 171H143V172H144ZM156 171H157V170H156ZM162 171H163V170H162ZM182 171H183V170H182ZM229 171H230V170H229ZM258 171H259V170H258ZM261 171H262V170H261ZM98 172H99V171H98ZM125 172H126V171H125ZM129 172H130V170H129ZM131 172H132V171H131ZM178 172H179V171H178ZM222 172H223V171H222ZM252 172H253V171H252ZM262 172H263V171H262ZM106 173H107V172H106ZM111 173H113V172H111ZM138 173H139V171H138ZM140 173H141V172H140ZM147 173H148V172H147ZM160 173H161V172H160ZM166 173H167V172H166ZM166 173H165V174H166ZM199 173H200V172H199ZM217 173H218V172H217ZM237 173H238V172H237ZM237 173H236V174H237ZM244 173H245V172H244ZM247 173H248V172H247ZM103 174H104V173H103ZM170 174H171V173H170ZM170 174H169V175H170ZM192 174H193V173H192ZM192 174H191V175H192ZM205 174H206V173H205ZM205 174H203V175H205ZM258 174H262V173H258ZM113 175H114V174H113ZM142 175H143V174H142ZM146 175H147V174H146ZM153 175H154V174H153ZM162 175H163V174H162ZM194 175H195V174H194ZM200 175H201V174H200ZM210 175H211V174H210ZM143 176H144V175H143ZM172 176H173V175H172ZM186 176H187V175H186ZM188 176H189V175H188ZM221 176H222V175H221ZM245 176H246V175H245ZM247 176H248V175H247ZM250 176H251V175H250ZM253 176H254V175H253ZM261 176H262V175H261ZM215 177H216V176H215ZM258 177H259V176H258ZM263 177H264V176H263ZM113 178H114V177H113ZM129 178H130V177H129ZM129 178H127V180H128ZM143 178H145V177H143ZM147 178H148V177H147ZM169 178H170V177H169ZM179 178H180V177H179ZM188 178H189V177H188ZM188 178H187V179H188ZM200 178H201V177H200ZM239 178H240V177H239ZM221 179H223V178H221ZM198 180H199V179H198ZM209 180H210V179H209ZM217 180H218V179H217ZM230 180H231V179H230ZM235 180H236V179H235ZM246 180H247V179H246ZM259 180H260V179H259ZM114 181H115V180H114ZM193 181H194V180H193ZM196 181H197V180H196ZM238 181H239V180H238ZM249 181H250V180H249ZM249 181H248V182H249ZM251 181H252V180H251ZM254 181H255V180H254ZM257 181H258V180H257ZM263 181H264V180H263ZM125 182H126V181H125ZM161 182H162V181H161ZM167 182H168V181H167ZM173 182H175V181H173ZM198 182H199V181H198ZM211 182H212V181H211ZM215 182H216V181H215ZM217 182H218V181H217ZM233 182H234V181H233ZM244 182H245V181H244ZM129 183H131V182L129 181ZM129 183H128V184H129ZM132 183H133V182H132ZM134 183H136V182H134ZM157 183H158V182H157ZM159 183H160V182H159ZM194 183H195V182H194ZM199 183H200V182H199ZM203 183H204V182H203ZM205 183H206V182H205ZM205 183H204V185H205ZM257 183H258V182H257ZM259 183H260V182H259ZM116 184H117V183H116ZM122 184H123V183H122ZM124 184H126V183H124ZM170 184H171V182H170ZM197 184H198V183H197ZM215 184H216V183H215ZM240 184H241V183H240ZM240 184H239V185H240ZM247 184H248V183H247ZM100 185H101V184H100ZM109 185H110V184H109ZM118 185H119V184H118ZM134 185H135V184H134ZM152 185H154V184H152ZM173 185H174V184H173ZM173 185H172V186H173ZM183 185H184V183H183ZM187 185H188V184H187ZM195 185H196V184H195ZM199 185H200V184H199ZM204 185H203V186H204ZM213 185H214V183H213ZM226 185H227V184H226ZM251 185H252V184H251ZM263 185H264V184H263ZM105 186H106V185H105ZM130 186H131V185H130ZM130 186H129V187H130ZM143 186H144V185H143ZM154 186H155V185H154ZM159 186H160V185H159ZM193 186H194V185H193ZM248 186H249V184H248ZM120 187H122V186H120ZM125 187H126V186H125ZM160 187H161V186H160ZM160 187H158V188H160ZM189 187H190V186H189ZM200 187H201V186H200ZM206 187H207V186H206ZM212 187H213V186H212ZM216 187H217V186H216ZM227 187H228V186H227ZM242 187H243V186H242ZM90 188H91V187H90ZM98 188H99V187H98ZM105 188H106V187H105ZM131 188H132V187H131ZM140 188H141V187H140ZM146 188H148V187H146ZM163 188H164V187H163ZM169 188H170V187H169ZM177 188H178V187H177ZM177 188H176V189H177ZM197 188H199V187H197ZM251 188H252V186H251ZM257 188H258V187H257ZM109 189H110V188H109ZM132 189H134V188H132ZM156 189H157V188H156ZM161 189H162V188H161ZM167 189H168V188H167ZM170 189H171V188H170ZM255 189H256V188H255ZM255 189H254V190H255ZM110 190H111V189H110ZM122 190H123V189H122ZM125 190H126V189H125ZM144 190H146V189H144ZM218 190H219V189H218ZM16 191H17V190H16ZM77 191H78V190H77ZM86 191H87V190H86ZM138 191H139V190H138ZM162 191H163V190H162ZM171 191H172V189H171ZM175 191H176V190H175ZM178 191H179V190H178ZM205 191H206V190H205ZM232 191H233V190H232ZM259 191H260V190H259ZM107 192H108V191H107ZM135 192H136V191H135ZM154 192H155V191H154ZM173 192H174V191H173ZM192 192H193V190H192ZM195 192H196V191H195ZM199 192H200V191H199ZM220 192H221V191H220ZM239 192H240V191H239ZM257 192H258V191H257ZM75 193H76V192H75ZM141 193H142V192H141ZM144 193H145V192H144ZM152 193H153V192H152ZM166 193H167V192H166ZM188 193H189V192H188ZM214 193H215V192H214ZM251 193H252V192H251ZM115 194H116V193H115ZM120 194H121V192H120ZM142 194H143V193H142ZM193 194H194V192H193ZM207 194H208V193H207ZM209 194H210V193H209ZM259 194H260V193H259ZM134 195H135V194H134ZM137 195H138V193H137ZM158 195H159V194H158ZM170 195H171V194H170ZM170 195H169V196H170ZM182 195H183V194H182ZM182 195H181V196H182ZM190 195H191V194H190ZM194 195H195V194H194ZM216 195H217V194H216ZM242 195H243V197H244L243 192H242ZM112 196H113V195H112ZM141 196H142V195H141ZM156 196H157V195H156ZM171 196H172V195H171ZM177 196H178V194H177ZM200 196H201V195H200ZM202 196H203V195H202ZM206 196H207V195H206ZM211 196H212V195H211ZM213 196H214V195H213ZM234 196H235V195H234ZM240 196H241V195H240ZM245 196H247V195H245ZM248 196H249V195H248ZM250 196H251V195H250ZM94 197H95V196H94ZM149 197H150V196H149ZM149 197H148V198H149ZM152 197H153V196H152ZM157 197H158V196H157ZM162 197H163V196H162ZM190 197H191V196H190ZM203 197H205V196H203ZM101 198H102V196H101ZM106 198H107V197H106ZM120 198H121V197H120ZM163 198H164V197H163ZM182 198H183V197H182ZM191 198H192V197H191ZM210 198H211V197H210ZM222 198H223V197H221V199H222ZM235 198H236V197H235ZM240 198H241V197H240ZM30 199H31V198H30ZM108 199H109V198H108ZM129 199H130V198H129ZM141 199H142V198H141ZM145 199H146V198H145ZM175 199H176V198H175ZM207 199H208V198H207ZM236 199H237V198H236ZM242 199H243V198H242ZM247 199H248V198H247ZM251 199H252V197H251ZM46 200H48V199H46ZM51 200H52V199H51ZM54 200H55V199H54ZM201 200H202V199H200V201H201ZM215 200H216V199H215ZM43 201H44V200H43ZM52 201H53V200H52ZM87 201H88V200H87ZM103 201H104V200H103ZM112 201H113V200H112ZM117 201H118V200H117ZM159 201H160V200H159ZM168 201H169V200H168ZM183 201H184V200H183ZM195 201H196V199H195ZM197 201H198V200H197ZM207 201H208V200H207ZM211 201H212V200H211ZM221 201H222V200H221ZM224 201H225V200H224ZM234 201H235V200H234ZM100 202H101V201H100ZM100 202H99V203H100ZM108 202H109V201H108ZM145 202L147 203V200H146ZM170 202H171V201H170ZM209 202H210V201H209ZM209 202H208V203H209ZM219 202H220V199H219ZM44 203H45V202H44ZM46 203H47V202H46ZM90 203H91V202H90ZM112 203H113V202H112ZM138 203H139V202H138ZM155 203H156V202H155ZM200 203H201V202H200ZM240 203H241V202H240ZM245 203H246V202H245ZM258 203H259V202H258ZM258 203H257V204H258ZM61 204H62V203H61ZM168 204H169V203H168ZM204 204H205V206H207V204H206L205 202H204ZM228 204H229V203H228ZM241 204H242V203H241ZM241 204H240V205H241ZM27 205H28V203H27ZM59 205H60V204H59ZM62 205H63V204H62ZM94 205H95V204H94ZM128 205H129V204H128ZM138 205H139V204H138ZM161 205H162V204H161ZM164 205H165V204H164ZM182 205H183V204H182ZM229 205H230V204H229ZM238 205H239V204H238ZM106 206H107V205H106ZM112 206H113V205H112ZM116 206H117V205H115V207H116ZM130 206H131V205H130ZM143 206H144V205H143ZM184 206H185V205H184ZM219 206L221 207L220 204H219ZM234 206H235V205H234ZM244 206H245V204H244ZM250 206H251V205H250ZM258 206H259V204H258ZM27 207H29V206H27ZM30 207H31V205H30ZM44 207H45V206H44ZM61 207H62V206H61ZM61 207H60V208H61ZM103 207H104V206H103ZM103 207H102V205H101V208H103ZM141 207H142V206H141ZM187 207H188V206H187ZM189 207H190V206H189ZM202 207H203V206H202ZM202 207H201V208H202ZM209 207H210V206H209ZM10 208H11V207H10ZM10 208H9V209H10ZM12 208H15V207H12ZM12 208H11V209H12ZM45 208H46V207H45ZM94 208H95V207H94ZM111 208H112V207H111ZM119 208H120V207H119ZM177 208H178V207H177ZM192 208H193V207H192ZM195 208H197V207L195 206ZM245 208H246V207H245ZM54 209H55V208H54ZM58 209H59V208H58ZM73 209H74V208H73ZM99 209H100V208H99ZM106 209H107V208H106ZM106 209H105V210H106ZM112 209H113V208H112ZM122 209H123V208H122ZM146 209H147V208H146ZM181 209H182V207H181ZM210 209H211V208H210ZM238 209H239V208H238ZM241 209H242V208H241ZM263 209H264V208H263ZM22 210H24V209H22ZM42 210H43V209H42ZM110 210H111V209H110ZM156 210H158V209H156ZM189 210H190V209H189ZM191 210L193 211L194 209H191ZM195 210H196V209H195ZM220 210H221V209H220ZM24 211H26V210H24ZM119 211H120V210H119ZM119 211H118V212H119ZM124 211H125V210H124ZM131 211H132V210H131ZM131 211H130V212H131ZM140 211H141V210H140ZM186 211H187V210H186ZM192 211H191V213H192ZM231 211H232V210H231ZM237 211H238V210H237ZM18 212H19V211H18ZM65 212H66V211H65ZM87 212H88V211H87ZM94 212H95V211H94ZM97 212H98V211H97ZM97 212H96V213H97ZM103 212H104V211H103ZM106 212H107V211H106ZM118 212H117V213H118ZM130 212H128V213H130ZM143 212H144V211H143ZM169 212H170V211H169ZM176 212H177V211H176ZM176 212H175V213H176ZM187 212H188V211H187ZM210 212H211V211H210ZM256 212H257V211H256ZM23 213H24V212H23ZM41 213H42V212H41ZM47 213H48V212H47ZM51 213H52V212H51ZM68 213H69V212H68ZM84 213H85V212H84ZM89 213H90V212H89ZM161 213H162V212H161ZM185 213H186V212H185ZM188 213H189V212H188ZM226 213H227V212H226ZM235 213H236V212H235ZM29 214H30V213H29ZM59 214H60V213H59ZM70 214H71V213H70ZM124 214H125V213H124ZM130 214H131V213H130ZM164 214H165V213H164ZM195 214H196V213H195ZM211 214H212V213H211ZM211 214H210V215H211ZM222 214H223V213H222ZM36 215H37V213H36ZM45 215H46V214H45ZM80 215H81V214H80ZM89 215H90V214H89ZM91 215H92V212H91ZM91 215H90V216H91ZM106 215H107V214H106ZM133 215H134V214H133ZM133 215H132V216H133ZM177 215H178V214H177ZM177 215H176V216H177ZM190 215H191V214H190ZM193 215H194V214H193ZM206 215H207V213H206ZM217 215H218V214H217ZM243 215H244V214H242L241 216H243ZM246 215H247V214H246ZM15 216H16V215H15ZM24 216H25V215H24ZM41 216H42V215H41ZM48 216H49V215H48ZM61 216H62V215H61ZM92 216H93V215H92ZM120 216H122V215H120ZM123 216H124V215H123ZM142 216H143V215H142ZM180 216H181V214H180ZM188 216H189V215H188ZM201 216H202V215H201ZM203 216H204V215H203ZM220 216H221V215H220ZM231 216H232V215H231ZM235 216H236V215H235ZM247 216H248V215H247ZM252 216H253V215H252ZM257 216H258V214H257ZM259 216H260V215H259ZM111 217H112V216H111ZM114 217H115V215H114ZM156 217H157V216H156ZM253 217H254V216H253ZM8 218H9V217H8ZM41 218H42V217H41ZM72 218H73V217H72ZM100 218H101V217H100ZM119 218H120V217H119ZM128 218H129V217H128ZM135 218H136V217H135ZM138 218H139V217H138ZM182 218H183V217H182ZM195 218H196V217H195ZM201 218H202V217H201ZM232 218H233V217H232ZM236 218H237V217H236ZM240 218H241V217H240ZM61 219H62V218H61ZM87 219H88V218H87ZM89 219H90V218H89ZM111 219H112V218H111ZM126 219H127V217H126ZM157 219H158V218H157ZM10 220H11V219H10ZM102 220H103V219H102ZM154 220H155V219H154ZM160 220H161V219H160ZM160 220H159V221H160ZM176 220H177V219H176ZM178 220H179V219H178ZM178 220H177V221H178ZM233 220H234V219H233ZM239 220H241V219H239ZM37 221H38V220H37ZM61 221H62V220H61ZM85 221H86V220H85ZM100 221H101V220H100ZM117 221H118V220H117ZM131 221H133V220H131ZM141 221H142V219H141ZM180 221H182V220H180ZM194 221H195V220H194ZM203 221H204V220H203ZM245 221H246V218H245ZM245 221H244V222H245ZM259 221H260V220H259ZM259 221H258V222H259ZM5 222H6V221H5ZM15 222H16V221H15ZM66 222H67V221H66ZM72 222H73V221H72ZM104 222H105V221H104ZM139 222H140V221H139ZM201 222H202V221H201ZM207 222H208V221H207ZM231 222H232V221H231ZM249 222H252V221H249ZM260 222H261V221H260ZM43 223H44V222H42V224H43ZM60 223H62V222H60ZM67 223H68V222H67ZM137 223H138V222H137ZM144 223H145V222H144ZM146 223H147V222H146ZM162 223H163V222H162ZM203 223H204V222H203ZM215 223H216V222H215ZM223 223H224V222H223ZM228 223H229V221H228ZM234 223H235V222H234ZM234 223H233V224H234ZM44 224H45V223H44ZM51 224H53V223H51ZM51 224H49V225H51ZM63 224H64V223H63ZM80 224H81V223H80ZM141 224H142V223H141ZM141 224H140V225H141ZM153 224H154V222H153ZM172 224H173V223H172ZM259 224H260V223H259ZM67 225H69V223H68ZM72 225H73V224H72ZM108 225H109V224H108ZM119 225H121V223H120ZM173 225H175V224H173ZM180 225H181V224H180ZM188 225H189V224H188ZM196 225H197V224H196ZM201 225H202V224H201ZM215 225H216V224H215ZM223 225H224V224H223ZM242 225H243V224H242ZM0 226H1V225H0ZM99 226H100V225H99ZM111 226H112V225H111ZM113 226H114V224H113ZM124 226H125V225H124ZM151 226H152V225H151ZM199 226H200V225H199ZM208 226H209V224H208ZM244 226H245V225H244ZM244 226H243V227H244ZM253 226H254V225H253ZM19 227H20V226H19ZM82 227H83V226H82ZM97 227H98V226H97ZM109 227H110V226H109ZM154 227H155V226H154ZM171 227H172V226H171ZM171 227H170V228H171ZM177 227H178V226H177ZM233 227H234V226H233ZM248 227H249V226H248ZM261 227H262V226H261ZM17 228H18V227H17ZM58 228H59V227H58ZM103 228H104V227H103ZM111 228H112V227H111ZM128 228H129V227H128ZM144 228H145V227H144ZM160 228H161V226H160ZM230 228H231V227H230ZM18 229H20V228H18ZM42 229H43V228H42ZM104 229H105V228H104ZM109 229H110V228H109ZM152 229H153V228H152ZM172 229H173V228H172ZM174 229H175V228H174ZM192 229H193V228H192ZM222 229H223V227H222ZM235 229H236V228H235ZM238 229H239V228H238ZM257 229H258V228H257ZM57 230H58V229H57ZM76 230H77V229H76ZM90 230H91V229H90ZM112 230H113V228H112ZM116 230H117V229H116ZM120 230H122V229H120ZM127 230H128V229H127ZM158 230H160V229H158ZM180 230H181V228H180ZM247 230H248V229H247ZM258 230H259V229H258ZM261 230H262V228H261ZM20 231H21V230H20ZM101 231H102V230H101ZM109 231H110V230H109ZM140 231H141V230H140ZM162 231H163V230H162ZM178 231H179V230H178ZM188 231L190 232V229H189ZM191 231H192V230H191ZM213 231H214V230H213ZM215 231H216V230H215ZM241 231H242V230H241ZM21 232H22V231H21ZM74 232H75V231H74ZM110 232H111V231H110ZM176 232H177V231H176ZM247 232H248V231H247ZM86 233H87V231H86ZM113 233H114V232H113ZM248 233H249V232H248ZM102 234H103V233H102ZM147 234H148V233H147ZM147 234H146V235H147ZM171 234H173V233H171ZM185 234H186V233H185ZM187 234H188V233H187ZM196 234H197V233H196ZM205 234H206V233H205ZM208 234H209V233H208ZM229 234H230V233H229ZM238 234H239V233H238ZM250 234H251V233H250ZM260 234H261V233H260ZM22 235H23V234H22ZM176 235H177V234H176ZM180 235H181V234H180ZM202 235H203V234H202ZM209 235H210V234H209ZM209 235H208V236H209ZM231 235H232V234H231ZM243 235H244V234H243ZM170 236H171V235H170ZM189 236H190V235H189ZM193 236H194V235H193ZM208 236H207V237H208ZM258 236H259V235H258ZM17 237H18V236H17ZM17 237H16V238H17ZM83 237H84V236H83ZM107 237H108V236H107ZM111 237H112V236H111ZM171 237H172V236H171ZM171 237H170V238H171ZM220 237H221V236H220ZM228 237H229V236H228ZM0 238H1V237H0ZM18 238H19V237H18ZM87 238H88V237H87ZM140 238H141V237H140ZM145 238H147V237H145ZM145 238H144V240H145ZM152 238H153V237H152ZM173 238H174V236H173ZM235 238H236V237H235ZM252 238H253V237H252ZM26 239H27V238H26ZM166 239H167V238H166ZM177 239H178V238H177ZM179 239H181V238H179ZM261 239H262V238H261ZM100 240H101V239H100ZM138 240H139V239H138ZM203 240H204V239H203ZM210 240H211V239H210ZM220 240H221V239H220ZM227 240H228V239H227ZM239 240H240V239H239ZM239 240H238V241H239ZM18 241H19V240H18ZM18 241H17V242H18ZM23 241H24V240H23ZM107 241H108V240H107ZM132 241H133V240H132ZM196 241H197V240H196ZM196 241H195V242H196ZM200 241H201V239H200ZM213 241H214V240H213ZM249 241H250V240H249ZM255 241H256V240H255ZM3 242H4V241H3ZM17 242H15V243L17 244ZM141 242H142V241H141ZM165 242H166V241H165ZM191 242H192V241H190V243H191ZM230 242H231V241H230ZM235 242H236V241H235ZM246 242H247V241H246ZM0 243H1V242H0ZM34 243H35V242H34ZM40 243H41V242H40ZM93 243H94V242H93ZM105 243H106V242H105ZM167 243H168V242H167ZM178 243H179V242H178ZM185 243H186V242H185ZM190 243H189V245H190ZM198 243H199V242H198ZM203 243H204V242H203ZM220 243H221V242H220ZM227 243H228V242H227ZM18 244H19V243H18ZM28 244H29V243H28ZM28 244H27V245H28ZM55 244H56V243H55ZM96 244H97V243H96ZM154 244H155V243H154ZM154 244H153V245H154ZM181 244H182V243H181ZM25 245H26V244H25ZM25 245H23V247H24ZM159 245H160V244H159ZM171 245H172V244H171ZM217 245H218V244H217ZM219 245H220V244H219ZM15 246H16V245H15ZM19 246H20V245H19ZM38 246H39V245H38ZM51 246H52V245H51ZM85 246H86V245H85ZM88 246H89V245H88ZM95 246H96V245H95ZM215 246H216V245H215ZM223 246H224V245H223ZM237 246H238V245H237ZM138 247H139V246H138ZM138 247H136V249H137ZM160 247H161V246H160ZM170 247H171V246H170ZM175 247H176V245H175ZM177 247H178V246H177ZM192 247H193V245H192ZM196 247H197V246H196ZM227 247H228V246H227ZM227 247H226V248H227ZM230 247H231V246H230ZM247 247H249V246H247ZM115 248H116V247H115ZM130 248H131V247H130ZM132 248H134V247L132 246ZM140 248H141V247H140ZM172 248H173V247H172ZM178 248H179V247H178ZM194 248H195V247H194ZM203 248H204V247H203ZM209 248H210V247H209ZM27 249H28V247H27ZM97 249H98V248H97ZM160 249H161V248H160ZM185 249H186V248H185ZM195 249H196V248H195ZM231 249H233V248H231ZM57 250H58V249H57ZM141 250H142V249H141ZM186 250H187V249H186ZM206 250H207V249H206ZM261 250H262V249H261ZM58 251H59V250H58ZM63 251H64V250H63ZM127 251H128V250H127ZM133 251H134V250H133ZM161 251H163V250H161ZM165 251H166V250H165ZM213 251H214V249H213ZM55 252H57V251H55ZM153 252H154V250H153ZM153 252H152V253H153ZM159 252H160V251H159ZM179 252H180V251H179ZM209 252H210V251H209ZM209 252H208V254H209ZM262 252H263V251H262ZM30 253H31V252H30ZM59 253H60V252H59ZM138 253H139V252H138ZM157 253H158V252H157ZM194 253H195V252H194ZM222 253H223V252H222ZM26 254H27V253H26ZM28 254H29V253H28ZM111 254H112V253H111ZM128 254H129V253H128ZM131 254H132V253H131ZM180 254H181V253H180ZM203 254H205V253H203ZM230 254H231V252H230ZM234 254H235V253H234ZM16 255H17V254H16ZM16 255H15V256H16ZM141 255H142V253H141ZM146 255H148V253H147ZM175 255H176V254H175ZM184 255H185V254H184ZM212 255H213V253H212ZM214 255H215V254H214ZM224 255H225V254H224ZM228 255H229V254H228ZM31 256H32V255H31ZM35 256H36V255H35ZM127 256H128V255H127ZM148 256H149V255H148ZM200 256H201V255H200ZM204 256H205V255H203L202 258H203ZM226 256H227V255H226ZM249 256H250V255H249ZM25 257H26V256H25ZM75 257H76V256H75ZM80 257H81V256H80ZM128 257H129V256H128ZM138 257H139V256H138ZM146 257H147V256H146ZM155 257H156V255H155ZM157 257H158V256H157ZM161 257H162V256H161ZM174 257H175V256H174ZM185 257H186V255H185ZM194 257H195V256H194ZM210 257H211V256H210ZM212 257H213V256H212ZM16 258H17V256H16ZM27 258H28V257H27ZM134 258H136V257H134ZM148 258H150V257H148ZM148 258H147V259H148ZM159 258H160V256H159ZM190 258H191V257H190ZM207 258H208V257H207ZM244 258H245V257H244ZM19 259H20V258H19ZM19 259H18V260H19ZM59 259H60V258H59ZM67 259H68V258H67ZM129 259H130V258H129ZM131 259H132V258H131ZM170 259H171V258H170ZM195 259H196V258H195ZM197 259H198V258H197ZM23 260H24V259H23ZM55 260H56V259H55ZM120 260H121V259H120ZM132 260H133V259H132ZM181 260H182V259H181ZM202 260H204V259H202ZM202 260H201V262H202ZM231 260H232V259H231ZM15 261H16V260H15ZM73 261H74V260H73ZM129 261H130V260H129ZM148 261H149V260H148ZM193 261H194V260H193ZM213 261H214V260H213ZM223 261H225V260H223ZM4 262H5V261H4ZM4 262H3L2 264H4ZM10 262H11V261H10ZM18 262L20 263V261H18ZM18 262H17V263H18ZM51 262H52V261H51ZM170 262H171V261H170ZM185 262H186V261H185ZM191 262H192V261H191ZM201 262H200V264H201ZM0 263H1V262H0ZM79 263H80V262H79ZM139 263H140V261H139ZM145 263H146V262H145ZM147 263H148V262H147ZM162 263H163V262H162ZM179 263H180V262H179ZM197 263H199V262H197ZM207 263H208V262H207ZM218 263H219V262H218ZM224 263H225V262H224ZM224 263H223V264H224ZM246 263H247V262H246ZM7 264H8V263H7ZM20 264H21V263H20ZM63 264H64V263H63ZM77 264H78V263H77ZM99 264H100V263H99ZM142 264H143V261H142ZM160 264H161V263H160ZM180 264H181V263H180ZM182 264H183V263H182ZM192 264H193V263H192ZM204 264H205V263H204Z\"/></svg>",
	"mask_w": 264,
	"mask_h": 264
}]
</instances>
